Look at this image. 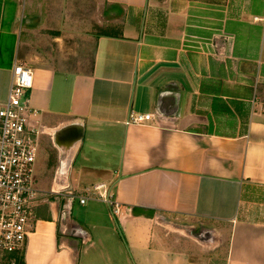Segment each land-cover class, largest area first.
Here are the masks:
<instances>
[{
  "label": "crops",
  "instance_id": "crops-1",
  "mask_svg": "<svg viewBox=\"0 0 264 264\" xmlns=\"http://www.w3.org/2000/svg\"><path fill=\"white\" fill-rule=\"evenodd\" d=\"M101 2L105 26L119 32L89 33L88 72L31 66L30 102L55 164L49 189L47 177L35 181L45 199L20 264H264V0ZM68 5L0 0V102L24 36L55 37L58 20L74 27ZM169 83L179 88L177 121L126 125L131 111L153 114ZM50 115L54 125L41 118ZM71 124L83 139L60 149L54 133ZM100 184L119 218L91 193L78 201ZM52 191L62 195L50 201Z\"/></svg>",
  "mask_w": 264,
  "mask_h": 264
},
{
  "label": "built area",
  "instance_id": "built-area-1",
  "mask_svg": "<svg viewBox=\"0 0 264 264\" xmlns=\"http://www.w3.org/2000/svg\"><path fill=\"white\" fill-rule=\"evenodd\" d=\"M34 86V70L25 61L17 60L12 69L8 98L0 102V258L10 257L14 264L16 255L24 252L27 240L34 229L35 206L43 201L35 188V170L43 127L39 111L32 107L29 93ZM153 120L152 114L129 113L126 125H143ZM92 198L107 204L112 214L119 218L122 207L114 194L104 184L88 189ZM50 195L61 196L52 191ZM74 200L76 195H66Z\"/></svg>",
  "mask_w": 264,
  "mask_h": 264
},
{
  "label": "rangeland",
  "instance_id": "rangeland-1",
  "mask_svg": "<svg viewBox=\"0 0 264 264\" xmlns=\"http://www.w3.org/2000/svg\"><path fill=\"white\" fill-rule=\"evenodd\" d=\"M103 6L104 5L101 0H71V5H68V7L69 11L73 10L75 12L76 22L74 23V27H71V29H66L68 20L62 22L58 20L55 21V37H53V35L24 36V38L28 39L24 45V48L22 49L21 55L23 56H21L20 59L25 61L30 66H34L35 64H48L50 66H55L58 69H65L69 72H88L90 70L93 57V39H89V33L94 32L95 34H116L119 32L116 27L109 25L105 26L106 24L103 21L106 18V14L104 13ZM66 9L67 7L65 5L64 10ZM70 22L71 20L69 23ZM65 23L66 26H63ZM41 31L44 32L46 30ZM68 32L71 33L67 34ZM54 38L55 42L52 41ZM139 97L140 93L138 92L135 97L137 105L140 102ZM41 118L45 124H55V115H50V121L49 119L48 121H44L43 116ZM54 153L55 149L53 147V142L47 136H41L38 164L35 170V181L38 180V182H41L44 179L39 178L42 176L47 177L46 184L44 186L46 189H49L51 183V173H48V171L49 167L51 171L53 170L55 164ZM77 182V176L74 175L73 184L75 190L78 193L84 194V189L87 186L83 185L81 187V185H78V188H76ZM39 187L41 189L42 185ZM54 198V195H49L48 197L50 201H53ZM77 215L79 216V213L78 211H75V216ZM166 219L170 220L168 218ZM197 228L200 232L201 227L199 226Z\"/></svg>",
  "mask_w": 264,
  "mask_h": 264
},
{
  "label": "water",
  "instance_id": "water-1",
  "mask_svg": "<svg viewBox=\"0 0 264 264\" xmlns=\"http://www.w3.org/2000/svg\"><path fill=\"white\" fill-rule=\"evenodd\" d=\"M180 110L179 88L169 83L160 92L157 104L153 107V119L162 127H169L178 120ZM54 143L60 149H68L83 139V128L79 124H71L54 133Z\"/></svg>",
  "mask_w": 264,
  "mask_h": 264
},
{
  "label": "trees",
  "instance_id": "trees-1",
  "mask_svg": "<svg viewBox=\"0 0 264 264\" xmlns=\"http://www.w3.org/2000/svg\"><path fill=\"white\" fill-rule=\"evenodd\" d=\"M24 256H25V250L23 253H21L20 255H16L15 257H13L15 264H20V262L24 260ZM12 259V258H11ZM23 264V263H22Z\"/></svg>",
  "mask_w": 264,
  "mask_h": 264
},
{
  "label": "bare ground",
  "instance_id": "bare-ground-1",
  "mask_svg": "<svg viewBox=\"0 0 264 264\" xmlns=\"http://www.w3.org/2000/svg\"><path fill=\"white\" fill-rule=\"evenodd\" d=\"M68 150H69V149H68ZM68 150H67V151H68ZM57 187H58V186H57Z\"/></svg>",
  "mask_w": 264,
  "mask_h": 264
}]
</instances>
